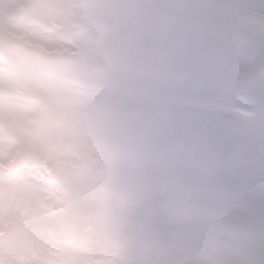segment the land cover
<instances>
[{
    "label": "snow or ice",
    "instance_id": "snow-or-ice-1",
    "mask_svg": "<svg viewBox=\"0 0 264 264\" xmlns=\"http://www.w3.org/2000/svg\"><path fill=\"white\" fill-rule=\"evenodd\" d=\"M154 6L173 23L142 43L167 56L175 78L166 85L138 78L112 111L106 137L119 156L108 176L109 209L142 235L113 241L103 264H264V0H154ZM25 169H0V179L20 184L39 177L45 195L66 199L46 173ZM9 211L0 198V222L7 223ZM26 224L90 240L99 230L71 208L60 215L41 210ZM149 241L163 250L146 253ZM27 247L5 230L0 260L20 264ZM94 253L61 244L50 260L93 264L100 259Z\"/></svg>",
    "mask_w": 264,
    "mask_h": 264
},
{
    "label": "bare ground",
    "instance_id": "bare-ground-1",
    "mask_svg": "<svg viewBox=\"0 0 264 264\" xmlns=\"http://www.w3.org/2000/svg\"><path fill=\"white\" fill-rule=\"evenodd\" d=\"M45 2V0L31 1L32 7L36 8H42ZM51 3L44 7L48 10L46 13L40 9L36 12L35 18L37 15L39 17L57 16L58 11L66 6V3L61 0H55L53 5ZM3 13L4 16L0 17V24H6L7 27L14 30L22 28L24 31L32 32L27 29L33 27L36 20L28 25V21L23 16H20L21 19L18 16H12L8 9H3ZM4 19L14 23L18 22L17 19L22 20L24 26L21 24L13 25ZM57 34H62L71 41L74 40L68 32L57 31ZM8 42L13 43L14 46L25 45L24 40L19 38L8 37ZM19 54L13 58L18 68L13 83L0 81L1 86L6 88V92L0 93V125L6 128V136L0 132V155L14 147L13 138L15 136H28L32 146L40 148L43 154L49 157L50 162H60L51 172L52 180L57 186L56 190L66 197L62 201L53 192H48L45 195L44 190L37 182L39 177L24 180L22 187L21 183L19 184L22 189L19 191L20 194L30 196L33 191L34 196L39 195L41 197L40 205L29 213L24 211V214H36L45 210L49 214L60 215L71 208L74 212L89 215L99 226L95 238L90 240L73 235L68 231L55 233L30 227L26 224L21 230V235L27 239V245L29 243L30 248L21 250L18 254L20 264H51L50 256L57 254L61 244H70L85 252L95 249L94 255L100 259L94 260L93 264H103L104 258L107 257L110 248L113 246V241L132 243L142 235L139 229L126 225L118 213H111L109 209L112 190L108 186V176L119 156L118 151L107 142L106 137L107 126L110 122L107 114L112 109V104L106 103V98L94 102L80 98L74 85L79 75L76 67L77 58L71 59L70 62L72 63L69 65L61 63V71L55 72L46 68V61L42 56L32 55L26 50ZM41 70L48 72L50 78L36 74L37 71ZM6 74L5 67H0V75ZM32 92L43 93L51 97L56 113L61 118V124H56L42 131L36 129L35 124L32 125V122H38L35 111L26 102L27 94ZM92 110L95 114L97 113L93 117H91ZM95 116L100 119L97 120ZM78 124L91 129L95 136V138L93 137L94 141L71 132L70 127ZM49 143L51 145H48ZM97 161H103V178L87 194L86 190L79 187L80 185L77 186V181L80 180H76V174ZM36 168L41 170V175L50 172L46 165H38L31 168V171ZM0 169H2L1 165ZM31 171L27 170V172ZM28 203L31 205L33 201L30 200ZM96 208H104L108 211L105 210L104 214H101V219H98L95 214ZM15 214L13 212V216H17ZM13 216L8 215V221L0 229V234H4L5 230L14 232L20 221ZM111 216L115 217L114 222H110ZM144 250L148 253L153 250H163V248L158 242L149 241ZM0 264H5V262L0 260Z\"/></svg>",
    "mask_w": 264,
    "mask_h": 264
},
{
    "label": "rangeland",
    "instance_id": "rangeland-1",
    "mask_svg": "<svg viewBox=\"0 0 264 264\" xmlns=\"http://www.w3.org/2000/svg\"><path fill=\"white\" fill-rule=\"evenodd\" d=\"M50 1H52V0H50ZM83 2L84 1L82 0V3ZM102 2H104V1L94 0V3H95L94 8L95 9H94L93 13H91L89 16V23L88 24H89L91 30L93 31L92 32L93 35L87 39L81 38V39L76 40V42L78 44L83 45L84 47L94 45L93 46L94 48L90 49L91 52H93V50H95V49L97 50V51H94L92 54L91 53L88 54V51L86 50L82 54V56L79 58L80 61L77 64V68L80 72V77L76 81H77V83L79 82V84H78L79 86L83 85L85 88L87 87V88L96 89L97 91L89 90L93 93H97V92L103 93L104 95L102 98H104V97L109 98L108 94H110L111 95L110 97L112 98V100L114 99V101L111 100L113 105H114V107L112 106V108H115L116 107L115 104H120L122 102L121 100H117L116 98H125V96H128V98L130 97V95H131L130 86H124V90H121V91H119V90L116 91V90L108 88V87H107L108 90H102L103 88H98L96 86H93L92 83L94 82L95 77H96V74L94 73V69L99 67V66L116 67V68L120 67V68L133 69L137 72L142 73L143 75H150V74H153V72H155L152 69L154 67L149 66L147 64V62L143 59V55H145L147 51L141 45L131 46L129 48L130 50H128L129 52L128 51L127 52L126 51L118 52V56H119L118 59L122 65L117 66L115 64L106 63V61H104V59L107 58L108 54L105 51V48L99 46L100 44L97 45V44L93 43L96 36H100L104 30L108 29L111 26V25L109 26V24L111 22V16L115 15L119 10H132L135 8L136 11L140 10L139 12H145L146 14H149V15L152 13H155L156 14L155 16H157L160 20H162L167 28H169L171 26V24L173 23V17L170 13L163 14V15L159 16V15H157L158 10L151 9L150 7H147V9H144L143 6L146 5L147 3L149 5L154 6V0H152L151 2L149 0H146V1L144 0V1H141V3H139L137 0H134V1L133 0H130V1L117 0L115 5L111 6L110 8L103 7L101 5ZM21 4H22V6L24 5V0H0V12L4 8L5 9L9 8L11 12H14L15 8H17ZM135 4L138 6H135ZM69 7H75L78 12L81 11V9H82L81 2H76V1L73 2V0L70 1ZM104 8L107 9V11L112 15L108 16V18H109L108 21H106L104 23H100V13ZM33 12L34 11L32 9H31V11L30 10L28 11L29 21H31V22L34 20ZM0 15H1V13H0ZM77 19H75V20H77ZM45 20L36 19V22L39 23V26L45 27L46 22L49 19L46 17ZM53 21L56 24H58L59 26L65 27L68 31L71 30L72 25L74 24V19L73 20L69 19L68 21L58 19V21H56V20H53ZM42 22H43V24H42ZM4 28H5V30L2 32V29H4ZM9 33H13L12 36H19L22 33L18 29L14 30L13 28L7 27L6 24H0V39L3 42L2 45L0 46V59L6 60L7 62H10L12 64V63H14L12 58H14L15 55L17 57L18 55H20L19 54L20 52H23L27 49H25L24 45H22V44L20 46H16V45L14 46V45H12L13 43H11V42L9 43L8 42V37H9L8 34ZM24 39H25V42L29 43L30 45L36 44V42H38V43L42 44L41 45L42 49L46 48V49H50V50L58 49L60 47L61 42L66 41V40L65 41L61 40L59 42V44H57L55 46H51L50 40L45 43V41L42 39L44 41V43H43V42L38 40V37L34 38V36H33V38H31V34L30 33L27 34L26 32H25V38ZM61 39H63V38H61ZM65 44H66V42H65ZM36 47H38V46H36ZM77 49H79V45H77ZM36 51H38V50H36ZM80 51H82V50L80 49ZM12 54H14L13 57H12ZM46 56H49V55L46 54ZM54 59H56V57ZM49 60H53V59L51 58ZM64 60L65 59H63V61ZM127 62L131 63V65L126 64ZM9 76H11V77L8 79V81L10 80L11 83H13L14 74H12L10 72ZM167 77L169 78V81H170V79H174V77L170 75L169 71H168ZM0 81L6 82L7 79L0 77ZM169 81H168V83H169ZM102 82L104 84H107V85L115 84L114 82H112L110 80H106L104 78L102 79ZM4 90H5V88L0 87V93L6 92ZM80 91H81L80 93H82L84 91V89L81 88ZM85 93H88V92H84L82 94H85ZM35 96L36 95H34V94L27 95L28 104L33 108V110L35 111V114L37 116L41 117L40 122L42 124H40L39 126L45 130L49 129L48 127H51L53 124L58 123L57 118L53 112L51 100L47 96L46 99L49 100V102L51 104V116H52V121L47 122L44 119V116L42 114L41 109L38 106H35L31 103L32 98ZM83 96H84L83 99L89 100L90 102L95 101L92 98L96 97L95 94H89V95H83ZM90 99H92V100H90ZM113 110L114 109H111V112H109V113H112ZM96 114H95L94 110H92L91 117H93V115H96ZM95 117H96V119L98 118V116H95ZM50 124H52V125H50ZM79 126L81 127V137H84L86 139H92V140H93V137L95 138V136L93 135V132L91 131V129L89 127L82 126V125H79ZM0 132L3 135H5L6 128L0 125ZM13 142H14V147L9 149L5 153L7 155V161L4 162L3 160H0V164L4 168H9L11 159L14 157V155L18 151L23 152V154L26 155L30 159L31 165L29 166V168L30 167L33 168V167H36L38 165H46L50 169H55L56 166L58 165V162H50L49 157L46 154H43V152L41 151L40 148L32 146V144L30 142V138L28 136L17 135V136H15V138H13ZM48 145H51V144L49 143ZM85 168H84L85 170H82L80 175L76 176V180H80V181H77L78 182L77 186L80 185L79 187L82 190H86V193L88 194L89 192H91L96 187V183L100 179L103 178V170L102 169L101 170L100 169H91V168H89V166H87ZM22 185H23V182L21 183V187H22ZM0 186H1L0 187V198L6 199L10 205V211H9L8 215L13 216V212H14V213H16L15 215H17V216H13V217H15L16 219H18L20 221L19 225H17L15 227L13 233H15L17 236H19V238L21 240H23L27 245V239L22 237L21 230L26 225L27 218L29 216L34 215V214H24V211L29 213L34 208L39 206L41 203V200H40L41 197L39 195L34 196L33 191H32L30 196L25 195V194L24 195L20 194L19 191L22 190L20 188V185L8 182L7 179H0ZM29 198H31V199H29ZM30 200L33 201V204H31V205L28 203ZM28 205H30V207H28ZM105 210L106 209H104V208H100L99 210H97V212L102 214L105 212ZM106 211H108V210H106ZM99 213H95L97 215L98 219L100 217ZM5 225H6L5 223L0 222V229H2L3 226H5ZM27 246H28L27 248H22L21 250L30 248L29 243Z\"/></svg>",
    "mask_w": 264,
    "mask_h": 264
},
{
    "label": "water",
    "instance_id": "water-1",
    "mask_svg": "<svg viewBox=\"0 0 264 264\" xmlns=\"http://www.w3.org/2000/svg\"><path fill=\"white\" fill-rule=\"evenodd\" d=\"M153 27L156 28L155 26H153ZM156 29H157V28H156ZM136 37H139V38H145V36H140V35H139V36H136ZM133 40H134V38H129L127 41H130V42H131V41H133Z\"/></svg>",
    "mask_w": 264,
    "mask_h": 264
}]
</instances>
